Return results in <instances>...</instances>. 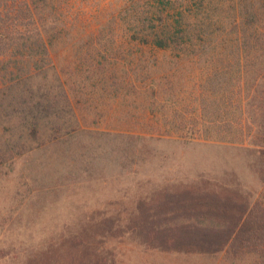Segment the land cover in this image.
Returning <instances> with one entry per match:
<instances>
[{
  "label": "rangeland",
  "instance_id": "rangeland-1",
  "mask_svg": "<svg viewBox=\"0 0 264 264\" xmlns=\"http://www.w3.org/2000/svg\"><path fill=\"white\" fill-rule=\"evenodd\" d=\"M45 8L58 33L48 36L49 58L3 81L30 76L25 85L41 86L54 115L30 116L39 129L29 158L0 155V264H258L245 249L147 245L135 216L139 203L186 189L264 206V151L249 122L238 131L239 99L246 111L254 88L236 85V57L255 54L242 41L264 35L255 31L264 0ZM12 131L0 126L2 141L22 134Z\"/></svg>",
  "mask_w": 264,
  "mask_h": 264
},
{
  "label": "trees",
  "instance_id": "trees-1",
  "mask_svg": "<svg viewBox=\"0 0 264 264\" xmlns=\"http://www.w3.org/2000/svg\"><path fill=\"white\" fill-rule=\"evenodd\" d=\"M46 5L47 0H0V126L9 133L19 127L22 133L5 141L0 136V150L4 146L0 155H5L4 159L8 158V153L11 155L12 150L16 151L14 157L26 155L29 158L34 147H28V138L35 137L39 129L34 123L35 118L30 116L36 115L38 119L54 115L47 114L46 104L50 97L41 91V86L34 90L31 85H25L29 83L30 76L23 79L22 75L16 74L9 79L7 86L3 82L7 74L20 73L23 67L29 68L32 63L37 66L49 58L48 36L51 31L58 33L55 14L50 17L48 13L53 14L48 11L45 16ZM262 15L261 22L259 20L255 24V31L264 29V13ZM253 37L241 44L244 52L251 48L255 54L244 53L236 57L237 87L240 90L246 88V94L248 85L254 88L252 95L244 98L251 100L245 104L246 111L242 109L243 98L240 95L238 131L242 134L245 122H249V127H252L250 133L255 134L258 142L256 145L264 151V35L254 32ZM157 45L164 46L161 42ZM36 56L40 57L38 63L33 62ZM12 82L15 86L20 83L25 86L17 91L15 88V93H7L6 88ZM9 95L13 97L11 102L7 100ZM63 96L67 100V96ZM247 111L250 115L246 120L243 114ZM227 124L231 127L230 123ZM219 194L205 188L165 191L149 203H139L135 216L140 226L138 234L147 245L156 244L165 249L203 252H219L225 247L245 249L255 252L259 257L258 264H264V206L259 201L251 206L245 205L229 196L221 198Z\"/></svg>",
  "mask_w": 264,
  "mask_h": 264
}]
</instances>
